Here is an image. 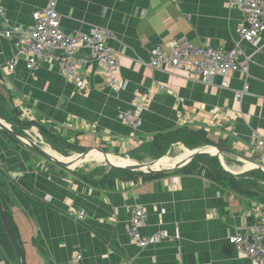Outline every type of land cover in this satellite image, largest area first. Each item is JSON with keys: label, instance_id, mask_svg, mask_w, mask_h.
<instances>
[{"label": "crops", "instance_id": "crops-1", "mask_svg": "<svg viewBox=\"0 0 264 264\" xmlns=\"http://www.w3.org/2000/svg\"><path fill=\"white\" fill-rule=\"evenodd\" d=\"M45 5L46 0H0L1 26L30 27L32 13ZM56 10L66 34L92 27L110 32L117 77L125 85L111 90L107 74L93 63L79 67L78 81L43 60L27 70L19 58L9 71L14 39L0 35V91L21 121L31 125L32 136L50 139L46 151L71 156L80 148L99 147L126 162L144 155L155 159L152 154L163 139L176 133L172 143L229 152L199 156L155 174L115 172L123 169L92 157L70 169L0 129V201L23 264H67L74 253L82 255L80 264H250L227 237L245 232L264 215V180H258L263 194L249 196L216 182L207 170L208 158L215 157L236 178L244 174L253 181L249 171L254 169L244 157L264 166V153L251 143L255 133L264 137V32L255 44L240 43L246 73L201 83L187 79L185 70L149 67V52L155 46L168 52L174 40L229 48L240 40L244 14L228 0H57ZM74 55L88 58L90 51L80 48ZM245 83L247 93L236 98ZM135 95L141 111L133 128L117 115L134 108ZM182 151L175 147L170 156ZM135 207L145 215L140 233L151 239L145 248L135 245L127 231ZM80 211L82 220L76 215ZM0 260L17 264L13 247L2 237Z\"/></svg>", "mask_w": 264, "mask_h": 264}, {"label": "built area", "instance_id": "built-area-1", "mask_svg": "<svg viewBox=\"0 0 264 264\" xmlns=\"http://www.w3.org/2000/svg\"><path fill=\"white\" fill-rule=\"evenodd\" d=\"M57 0H46L44 8L32 13L33 25L30 27L3 28L0 22V35L14 39L15 51L7 64L9 71L14 70L17 59L22 58L27 70H33L40 61L55 63L62 73L71 81H78L79 67L93 63L98 70L107 74V84L111 90L119 91L125 82L117 77L119 62L117 53L108 44L110 32L104 28L92 27L86 33L66 34L60 27V15L56 10ZM229 7L241 9L244 19L239 26L240 40L227 49L213 47L209 44L181 43L171 41L168 52L158 46L149 52L148 66L159 69L165 66L171 70H185L187 79L195 78L201 83H210L214 76H226L232 72H247V65L242 64L239 55L242 53L241 41L255 44L264 32V0H228ZM4 15L0 6V20ZM88 49L90 57L78 59L75 53L80 49ZM55 51L57 53H51ZM248 58V57H247ZM224 85L225 83L222 82ZM248 91V84L235 91V97L241 98ZM133 109L118 112V118L130 127H137L140 122L141 101L138 95L131 100ZM29 136H32L26 130ZM41 139L37 133L32 136ZM251 143L257 151L264 153V137L253 134ZM232 172H235L231 170ZM82 220L84 212L76 213ZM144 212L139 207L133 209L128 222V235L140 248H145L151 241L140 233L144 223ZM161 237V235H158ZM177 237V232L175 233ZM229 244L245 255L250 264H264V215L254 220L243 233L236 232L227 237ZM82 255L74 253L67 264H80ZM4 262V261H3ZM0 260V264H4Z\"/></svg>", "mask_w": 264, "mask_h": 264}, {"label": "water", "instance_id": "water-1", "mask_svg": "<svg viewBox=\"0 0 264 264\" xmlns=\"http://www.w3.org/2000/svg\"><path fill=\"white\" fill-rule=\"evenodd\" d=\"M12 126L21 128L24 134L14 131ZM0 129L3 131H6L10 135L21 140L28 147L34 149L36 152L48 158L49 160L59 165H62L65 168H70V169L76 164L88 160L92 152L100 153V155L102 156V162L112 169L140 171V172L149 173V174L167 172V171H172V170L184 167L187 164H189L194 158L199 157V156L207 155V156L219 157L221 153L229 152L228 149L218 147V146H213V145L186 147L185 145H182L181 143H172L167 149V151L165 152V154H163L162 156L158 158L152 159L150 161H145V162H136V161L129 160V162L127 163L120 164L112 160V158L115 160V159H118L119 157H117L114 154L107 153L99 147H90L89 149H86L80 153H76L71 156H55L53 154H50L44 149L48 145V143L44 139L42 138L34 139L33 137L29 136V134L26 133V130L28 128H22L21 126H18V125L17 126L12 125L6 122L5 120H3L2 118H0ZM178 146L179 147L181 146L183 150L182 153H180L176 157L170 156L171 150ZM65 158H71V159L69 161H65ZM244 160L250 161L253 169H257L261 173L264 174V166L262 164L255 163L245 157H244ZM159 161H162V163ZM227 170L230 173L232 172L229 168H227ZM232 173L235 174V172H232ZM0 219L3 224L4 230L13 246V249H14V252L17 258V264H23L20 249L18 247V244L12 232L10 223L8 221L6 212L3 208L1 201H0Z\"/></svg>", "mask_w": 264, "mask_h": 264}, {"label": "trees", "instance_id": "trees-1", "mask_svg": "<svg viewBox=\"0 0 264 264\" xmlns=\"http://www.w3.org/2000/svg\"><path fill=\"white\" fill-rule=\"evenodd\" d=\"M0 78H1V75H0ZM19 116H20L19 111L15 108L11 109L9 107L7 98L0 91V118H2L3 120H5L6 122H8L12 125H15V126L18 125V126H21L22 128H29L31 125L27 122H24L23 120L21 121ZM12 128L14 131L21 133V134L22 133L24 134V132L21 128H17V127H13V126H12ZM43 132H44V130H43ZM174 134H176V133H172V135H174ZM180 134L181 133H179V135ZM172 135H170L171 137L163 139V141L159 147L158 153L152 154L153 156H155L154 158H158L165 153L166 149L172 143L173 138H176L175 136H172ZM42 136L46 142L51 143L50 139H48V137H46L44 134H42ZM51 138H53V137H51ZM64 144L66 146H70L66 143H64ZM52 148L57 150V148H54V147H52ZM84 150L85 149L80 148L79 152L84 151ZM60 152L63 155L69 154V150L68 151L67 150H63V151L60 150ZM132 155H133V153H131V156ZM199 158H201V157H199ZM195 160L198 161V158H196ZM208 160L210 162V164L208 165L210 170H207V173L216 182H220V183L226 182V184H229V186L232 188V190L244 193V194L249 195V196H253L254 194H256V195L263 194L262 187L258 183V180L259 179L264 180V174L261 173L259 170L254 169L252 171H249V174L253 177V181L252 180L250 181L249 179L248 180L245 179L246 176L244 174L239 175V177L236 178L234 175H232V173L230 174V172L225 171L220 166V164L218 163V160L215 157H209ZM121 171H124V170H115V172H121ZM124 172H131V171H124ZM242 182H245V183L243 184ZM248 183H250V184H248ZM6 215H7V213H6ZM7 218H8V216H7ZM8 221H9V219H8ZM9 223H10V221H9ZM10 226H11V223H10ZM11 229H12V227H11ZM12 232H13V230H12ZM0 237H2L5 241H7V243L11 247H13L8 236H7V234H6V232H5V230H4L1 219H0Z\"/></svg>", "mask_w": 264, "mask_h": 264}, {"label": "bare ground", "instance_id": "bare-ground-1", "mask_svg": "<svg viewBox=\"0 0 264 264\" xmlns=\"http://www.w3.org/2000/svg\"><path fill=\"white\" fill-rule=\"evenodd\" d=\"M47 152H49L50 154L56 155V154H54V152L48 151V149H47ZM90 157H92L93 159L97 158L96 160H98V161L102 160V156L100 155V153H97V152H92L90 154ZM120 158L117 159V161H116V159L114 160L113 158H112V160L116 161L117 163H120V164L127 163L124 159H120ZM70 159L71 158H65V161H69ZM127 161L129 162V160H127ZM159 162L162 163V161H159Z\"/></svg>", "mask_w": 264, "mask_h": 264}, {"label": "rangeland", "instance_id": "rangeland-1", "mask_svg": "<svg viewBox=\"0 0 264 264\" xmlns=\"http://www.w3.org/2000/svg\"><path fill=\"white\" fill-rule=\"evenodd\" d=\"M123 158H125V157H123ZM125 159H127L128 160V158H125ZM131 159V160H130ZM130 161H137V162H145V161H150V160H152L153 158L150 156V155H148V156H146V155H144V156H140L139 158H131L130 157ZM241 165V164H240ZM235 166H236V164H235ZM239 167V166H238ZM235 168H237V166L235 167ZM233 170V169H232Z\"/></svg>", "mask_w": 264, "mask_h": 264}]
</instances>
